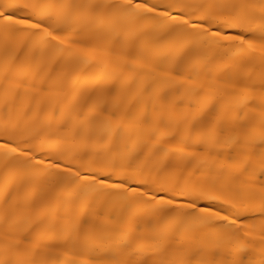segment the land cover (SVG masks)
Masks as SVG:
<instances>
[{"label": "bare ground", "instance_id": "6f19581e", "mask_svg": "<svg viewBox=\"0 0 264 264\" xmlns=\"http://www.w3.org/2000/svg\"><path fill=\"white\" fill-rule=\"evenodd\" d=\"M0 264H264V0H0Z\"/></svg>", "mask_w": 264, "mask_h": 264}]
</instances>
